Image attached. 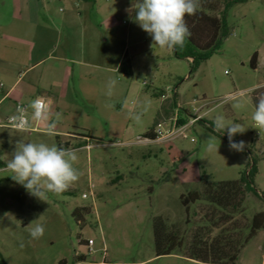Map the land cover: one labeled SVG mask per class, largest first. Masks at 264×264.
<instances>
[{
	"label": "rangeland",
	"instance_id": "1",
	"mask_svg": "<svg viewBox=\"0 0 264 264\" xmlns=\"http://www.w3.org/2000/svg\"><path fill=\"white\" fill-rule=\"evenodd\" d=\"M133 2L0 0V117L14 112L16 98L7 93L15 84L23 94L19 101L42 95L52 101L53 118L60 114L53 136L10 129L0 140V264H209L186 257L185 248L157 257L155 217L178 229L188 245L195 235L207 242L220 234L242 240L253 216L264 212V198L249 193L230 223L218 221L219 209L212 223L206 201L187 214L180 199L201 191L206 182L238 180L253 159L255 187L264 196V133L252 120L257 97L264 93V0L227 9L230 34L193 72L192 59L153 45L135 22ZM211 2L219 15L223 3ZM256 52L259 63L253 69ZM125 56L132 75L119 71ZM110 79L117 84L108 97ZM237 100L245 107L233 109ZM145 101H150L147 111ZM218 104L223 106L210 111ZM130 113H141L140 122ZM178 114L185 121L200 120L170 141H140ZM216 115L245 127L233 140L244 141L247 153L229 148L226 131L213 132ZM213 136L218 152L208 148ZM18 140L67 143L77 150L79 180L62 194L48 193L46 201L31 195L6 170ZM77 207L88 211H82V224L73 215ZM36 223L45 232L33 240L29 228ZM236 264H264V229L245 245Z\"/></svg>",
	"mask_w": 264,
	"mask_h": 264
},
{
	"label": "clouds",
	"instance_id": "2",
	"mask_svg": "<svg viewBox=\"0 0 264 264\" xmlns=\"http://www.w3.org/2000/svg\"><path fill=\"white\" fill-rule=\"evenodd\" d=\"M199 7L200 0H135L130 11H135V22L151 36L153 45L171 51L177 47H183L186 39L191 36L185 17L195 15ZM116 84L115 79L107 82L108 97L113 95ZM253 91L256 89L248 90L249 93ZM149 106L150 101H145L144 110L147 111ZM222 106L218 104L210 111L214 112ZM244 107L245 102L242 100L232 103V108L235 110ZM130 117L140 122L141 113H130ZM59 119V113H56L53 118L52 101L38 96L27 107L18 105L16 113L8 118V126L17 131L27 132L32 129L33 124H39L44 127L47 135L53 136L56 134ZM252 120L254 128L264 133V93H260L257 97ZM212 126L214 133L227 132L231 150L238 152L244 150V141L233 140L235 135L245 132L246 129L242 124L228 121L223 115H216L212 120ZM215 139L216 136L209 138L208 148L218 152L214 143ZM77 160L75 149L55 144L48 145L44 142L18 140L11 159L6 162V170L11 173V178L31 195L46 201L48 193L62 194L79 180L78 169L74 167ZM44 232L45 228L40 223L29 228V235L33 240L40 239Z\"/></svg>",
	"mask_w": 264,
	"mask_h": 264
},
{
	"label": "trees",
	"instance_id": "3",
	"mask_svg": "<svg viewBox=\"0 0 264 264\" xmlns=\"http://www.w3.org/2000/svg\"><path fill=\"white\" fill-rule=\"evenodd\" d=\"M219 1L223 3L219 15L216 14L218 5L211 2V0H200V7L196 14L185 17L191 36L186 39L183 47L175 48V56L178 58L192 59V72L199 64L207 60L212 53L220 50L224 39L230 34L226 23L227 9L235 3H242L248 0ZM250 65L253 69L257 68V52L252 56ZM119 71L126 75L133 74L132 65L126 56L119 65ZM184 121L182 120L181 122ZM154 129L155 127H152L148 130L144 137L155 139ZM62 147L68 148V144L66 143ZM242 152L247 153V149L244 148ZM257 174V160L253 159V164L249 171L243 173L238 180L206 182L201 191L182 194L180 196L181 203L185 207L186 213L189 214L191 206H194L200 201H206L212 209V215L209 217L210 222L216 223L213 213L219 209L222 212V216H220L218 221L224 224L230 223L233 214L243 207L247 194L252 193L258 198H264L255 187ZM83 209L88 213L86 208L78 207L73 212V215L81 224L84 221ZM262 229H264V212H258L253 216L249 232L242 240L240 236L235 238L228 234H220L207 242L198 237V235H195L191 243L186 245L178 229H169L163 217H155L154 241L156 256L170 255L178 249L185 248L186 257L202 263L236 264L242 249ZM81 260H83L82 256L77 258V261ZM66 263V260L60 262V264Z\"/></svg>",
	"mask_w": 264,
	"mask_h": 264
},
{
	"label": "built area",
	"instance_id": "4",
	"mask_svg": "<svg viewBox=\"0 0 264 264\" xmlns=\"http://www.w3.org/2000/svg\"><path fill=\"white\" fill-rule=\"evenodd\" d=\"M163 98H165V95H162ZM18 105H23L25 107H27V105H24L22 103H17L16 108ZM15 114V113H14ZM14 114H11L9 116H7L3 121H0V128H8L11 130H15L13 128H11L10 126H8V118ZM200 117L196 116L194 118H192L189 121H184L181 122L182 120H184L185 118H182L179 114L175 115L174 117L169 118L167 121H165L163 123V125H158V127H155L154 129V134H155V139H150L147 137H143L140 139V141L146 142V143H164L167 141L172 140L173 136H175L176 134L179 135H185L187 130L195 123L197 122ZM34 126L32 127L31 130L29 131H45L44 127L39 125V124H33ZM17 131V130H16ZM177 137V136H176ZM91 145H87L86 148H90ZM91 196H93V192H91ZM83 198H88L89 195L87 193H83L82 195ZM91 243V242H89Z\"/></svg>",
	"mask_w": 264,
	"mask_h": 264
},
{
	"label": "crops",
	"instance_id": "5",
	"mask_svg": "<svg viewBox=\"0 0 264 264\" xmlns=\"http://www.w3.org/2000/svg\"><path fill=\"white\" fill-rule=\"evenodd\" d=\"M28 18H32V16H33V14L30 12L28 15ZM258 63H259V61H258ZM17 91V92H16ZM7 95H10V96H14V98H16V101H15V104H13L12 105V107H11V109L14 111L13 113H11V114H14V113H16V105H17V103H22V104H24V105H27L28 106V104L29 103H23V102H21V101H19V99H20V97H22V92L20 91V90H18L17 88H16V84L15 85H13L12 87H11V89L9 90V92L7 93ZM6 95V96H7ZM162 95H165L164 93H163V91H162ZM38 97V96H37ZM40 97H44V96H40ZM45 98V97H44ZM10 114V115H11ZM9 116V115H8ZM4 119H2V117H0V121H3ZM34 126V125H33ZM8 131H11L10 129H8V128H0V140H4L5 138H7L8 137V135H7V133H8ZM28 133H33V132H37V131H27ZM42 132H44V131H42ZM3 152V151H2ZM2 152H0V157L1 156H3V154H2ZM0 165H3L4 166V163H3V161H2V159L0 158ZM3 168H5V167H3ZM26 224V223H25ZM24 224V225H25Z\"/></svg>",
	"mask_w": 264,
	"mask_h": 264
}]
</instances>
